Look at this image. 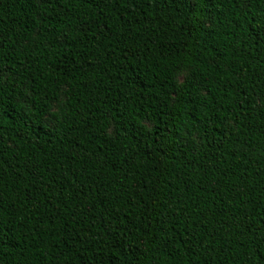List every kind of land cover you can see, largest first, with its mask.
Wrapping results in <instances>:
<instances>
[{
	"label": "trees",
	"instance_id": "16d2710c",
	"mask_svg": "<svg viewBox=\"0 0 264 264\" xmlns=\"http://www.w3.org/2000/svg\"><path fill=\"white\" fill-rule=\"evenodd\" d=\"M0 264H264V0H0Z\"/></svg>",
	"mask_w": 264,
	"mask_h": 264
}]
</instances>
